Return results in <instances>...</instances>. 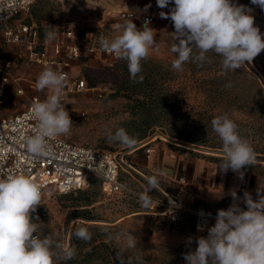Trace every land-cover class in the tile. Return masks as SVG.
<instances>
[{
	"label": "rangeland",
	"instance_id": "rangeland-1",
	"mask_svg": "<svg viewBox=\"0 0 264 264\" xmlns=\"http://www.w3.org/2000/svg\"><path fill=\"white\" fill-rule=\"evenodd\" d=\"M236 2L253 10L254 25L264 39V11L251 0ZM149 4L151 7L145 11ZM172 6L160 9L156 0H36L29 13L0 24V72L6 70L11 75L4 115L24 110L33 96L45 100L48 90H36L37 77L45 67L58 68L68 73L63 100L73 123L70 134L62 137L104 152L125 153L136 167L137 158L148 156L147 151L151 150V168L138 169L147 176L156 175L162 189L172 188L168 196L161 191L149 193L152 203L146 208L138 202V194L145 191L147 180L137 173L124 175L131 190L123 193H105L94 178L81 191L43 195L33 214L45 224L42 236L58 234L61 242L76 248L77 255L100 246L99 257L86 264H119L117 253L126 261L130 258L131 264H186L184 253L196 247L195 241L188 246L187 238L202 236L196 225L208 220V215L201 217L198 213L203 210L217 214L232 201L222 203L220 208L202 207L194 200V190H181L177 180L166 178L163 172L167 165L176 168L186 160L219 163L223 157L222 142L211 125L218 115L227 114L256 153V163L243 169L239 193L247 191L256 199L257 193L251 190L260 184L264 187V50L235 71L225 73L222 57L213 52L207 54L210 62L203 66L190 60L182 71H177L172 68L176 58L171 51L174 26L159 16L160 11L168 12ZM123 11L135 13L132 22L138 29H142L145 16L154 19L148 27L155 30L158 47L150 48L148 57L141 61L143 82L130 81L127 61L107 58L99 43L101 37L111 41L121 33L117 25L128 20L120 17ZM16 22L37 29V51L47 53L42 62L29 58V40L19 44L5 40V30ZM70 22L78 25V41L96 47L98 54L84 53L70 60L63 49L57 48ZM46 31L57 32L55 40L47 44ZM76 79L85 80L88 87L70 92ZM228 84L231 86L226 87ZM19 89L23 93L19 94ZM143 98H147L151 109L147 116L137 108L136 101ZM119 127L136 139L143 134L147 137L131 148L108 142V133ZM76 227H86L92 233L91 241H77L72 236ZM128 234L138 240L134 249L127 246ZM72 260L59 264H70Z\"/></svg>",
	"mask_w": 264,
	"mask_h": 264
},
{
	"label": "clouds",
	"instance_id": "clouds-1",
	"mask_svg": "<svg viewBox=\"0 0 264 264\" xmlns=\"http://www.w3.org/2000/svg\"><path fill=\"white\" fill-rule=\"evenodd\" d=\"M251 3L264 11V0H251ZM156 4L160 9L174 5L168 12L160 11L159 16L169 19L174 26L171 51L176 58L172 68L177 71H182L190 60L198 66L210 62L209 52L222 57L225 73L235 71L246 62L251 63L264 50V39L259 27L254 25L253 10L236 0H156ZM150 7L146 5L144 10ZM6 9V0H0V13ZM117 28L121 33L111 41L100 38L101 49L127 61L130 81L143 82L141 61L148 57L150 48L158 47L156 32L150 27L138 29L132 19L118 24ZM56 36V31H46L45 43L52 42ZM67 87V75L58 68L45 67L37 77L36 90H48V94L45 100L32 105L35 127L23 139L33 159L53 156L52 141L70 134L73 123L63 100ZM211 125L222 142L223 157L217 168L224 173L231 170L242 179L244 167L256 163L254 148L227 114L214 117ZM107 140L128 148L137 143L136 137L123 127L109 132ZM99 166L102 167V162ZM145 179L147 186L138 194V202L146 208L152 203L149 193L161 191V185L156 175ZM120 187L131 190L126 184ZM42 196L41 187L25 174L0 177V264H59L76 257V248L61 242L58 234L42 236L45 224L38 215L33 216ZM231 197L234 202L227 209L218 210L212 226L197 225L198 231L206 227V236L187 238V245L195 241L196 247L184 253L186 264H264V187L260 184L255 200L251 193H243L244 208L236 191H231ZM198 215L203 217L205 213L201 210ZM72 236L86 243L92 239L86 227H76ZM137 244V238L128 234V248L134 249ZM117 259L119 264H131V259L126 261L120 253Z\"/></svg>",
	"mask_w": 264,
	"mask_h": 264
},
{
	"label": "built area",
	"instance_id": "built-area-1",
	"mask_svg": "<svg viewBox=\"0 0 264 264\" xmlns=\"http://www.w3.org/2000/svg\"><path fill=\"white\" fill-rule=\"evenodd\" d=\"M35 2L36 0H6L7 9L0 13V24L13 21L29 13ZM119 15L123 19L135 17V13L129 11L120 12ZM153 20L152 16H145L142 26H150ZM77 27L76 22L67 24L64 38L58 43L57 48L63 49L70 60L80 58L84 53L98 54L99 49L96 47L84 46L78 41ZM4 37L7 42L13 44L22 43L27 39L29 40V58L37 62H42L46 58L47 53L37 51L35 46L38 40V31L34 26L23 23L15 24L12 28L5 30ZM103 53L107 55V58L111 57L114 60L118 58L113 53L105 51ZM64 73L68 79V73ZM10 80L9 72L6 70L0 72V177L9 174H25L41 187L43 195L68 194L83 190L89 186L91 178L94 177L101 181L103 191L109 195L129 191L120 187L126 184L121 180V174L136 170L125 153L114 154L77 145L61 136L52 141L53 156L33 159L27 153L23 139L32 134L35 127L32 105L42 101L39 96H33L24 110L14 115H4ZM87 87L88 83L85 80L76 79L72 82L70 92H81ZM18 93H23V90L19 89ZM151 152V150L147 151L149 155ZM101 162L102 167L99 166ZM215 217L208 216L206 224L199 222L197 225L210 227L215 223ZM206 227L204 231H201L202 236L207 235Z\"/></svg>",
	"mask_w": 264,
	"mask_h": 264
},
{
	"label": "crops",
	"instance_id": "crops-1",
	"mask_svg": "<svg viewBox=\"0 0 264 264\" xmlns=\"http://www.w3.org/2000/svg\"><path fill=\"white\" fill-rule=\"evenodd\" d=\"M16 24L18 23L16 22ZM14 82H18V80H14ZM31 83L32 82H30V84ZM7 98H8V89H7ZM16 113H18V111H13L10 115H14ZM151 158L152 155H148V156L144 155L137 158L138 167L143 170L151 168ZM170 161H175V160H170ZM186 161L187 163L184 164L178 163V167L176 168L167 165L168 168H166L165 172H163L164 176H166V178L168 179H176L181 190H184L185 188L194 190V194H193L194 200L196 199L195 201L200 203L202 207L209 205H216L217 207L220 208V205L222 203L226 201H232L231 203L228 204L227 206L228 208L234 202L231 197V191L233 190L236 191L239 197H241L240 206L242 208L245 207L244 205H242L243 194L239 193L240 182H243V178L241 179L237 173H234L231 170L227 171V173L221 172L217 168V163H208L203 160H196V161L186 160ZM188 161H190L191 166L188 165ZM129 162L132 164V166L135 168L136 171L134 172L130 171L128 173L123 172L121 174V180L123 182H125L124 175L132 176L133 175L132 173H137L144 178L148 177L147 175L142 173L138 169V167H136L135 163L134 166L132 160ZM94 178H91V180ZM243 186H246L245 183H243ZM170 191H172V188H169L168 191L161 188V192L166 196L169 195V193L167 192ZM251 191H253V193H257V188H254ZM207 214L208 213L205 212V215ZM212 216H216V214H213ZM196 229H197V225H196Z\"/></svg>",
	"mask_w": 264,
	"mask_h": 264
},
{
	"label": "trees",
	"instance_id": "trees-1",
	"mask_svg": "<svg viewBox=\"0 0 264 264\" xmlns=\"http://www.w3.org/2000/svg\"><path fill=\"white\" fill-rule=\"evenodd\" d=\"M136 103H137V108L141 110L140 113L147 116L149 112L151 111V109L148 106L149 102L147 98H143L142 100H137ZM148 126H151V124H149ZM146 137L147 135L143 134L137 138V141L143 140ZM99 254H100V246H94L92 249L87 250L85 253L80 251V253L76 256L75 259L72 260L70 264H86L87 262L91 261L95 257L98 258Z\"/></svg>",
	"mask_w": 264,
	"mask_h": 264
},
{
	"label": "bare ground",
	"instance_id": "bare-ground-1",
	"mask_svg": "<svg viewBox=\"0 0 264 264\" xmlns=\"http://www.w3.org/2000/svg\"><path fill=\"white\" fill-rule=\"evenodd\" d=\"M169 199L173 202V200L169 197Z\"/></svg>",
	"mask_w": 264,
	"mask_h": 264
}]
</instances>
